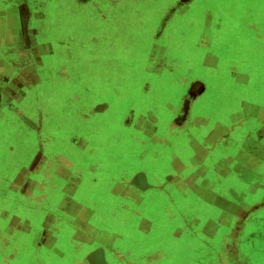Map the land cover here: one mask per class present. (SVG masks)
Here are the masks:
<instances>
[{
  "label": "rangeland",
  "instance_id": "1",
  "mask_svg": "<svg viewBox=\"0 0 264 264\" xmlns=\"http://www.w3.org/2000/svg\"><path fill=\"white\" fill-rule=\"evenodd\" d=\"M73 1L50 0L45 7L38 5L37 26L41 28L39 34H43L39 39L47 41V47L50 45L47 50L50 56L44 59L46 65L42 76L44 82L32 94L33 99L36 95L45 94L46 90L53 91L55 95L61 94L58 89L54 91L52 86L63 81L65 72L72 73L68 67L62 70L63 66L70 65L75 73L79 68L83 70L85 67L83 62L79 64L78 61H85L87 65L96 60L95 58L101 60L99 57L101 55L94 51V39L83 40L82 37L78 42L79 35L85 34L84 14L77 15L81 16L82 23L75 19L68 24L75 26L76 22L74 31L79 32L78 40L67 41L66 30L67 32L72 30L68 26L66 29V25L62 23L60 25V16L65 14L72 17L70 9L74 8ZM114 1L116 5L118 3L117 10L115 11L116 6H111L110 9L113 17L117 18L115 22L105 26L104 20L101 19L97 24L99 27L102 24L100 29L106 33L115 31L123 36L144 30V42L145 36H149L150 46L146 47L147 50L141 51L139 47L141 37L139 41V38L134 36L135 51L116 55V60L119 61L117 68L118 76L121 78L142 77V64L146 69L149 68L148 71L151 73L165 78V82L160 86L163 92L161 94L150 92L148 98L151 99L139 100L137 106L139 111L134 117V125L139 128L156 123L158 125L151 127L143 136L134 129L132 133L128 128H121L120 125H124L121 122L124 120L120 122L115 120L112 140L110 131L101 133V137L97 134V138L93 135V140L100 141L103 145L106 141L113 142V148H107L110 155L105 154L111 157L105 158L101 155L100 163L92 161L94 165L89 162L86 166L81 165L83 171L72 173L70 192L72 201L78 203L80 208L82 207L81 210L87 211L78 213L75 208L73 213L75 216H79L80 219H85L82 217L85 216L87 221L85 223H93L96 214L100 218V224H97L96 228L98 231L106 232L107 229L111 230L112 226L113 230H119L125 236L115 241L113 246L108 244V240H93L95 247L101 244L105 246L103 248L108 254L106 261L97 248L87 249L86 243L82 241L83 244L75 243L74 240H85V236L80 238L73 229L69 234L70 240H46L44 233H39L41 235L38 240H22L25 229H18V226L19 218L23 214L16 213L12 208L6 209V204L2 203L0 264H126L125 259L133 261L140 258L145 253L143 247L151 245L147 244L151 242L143 240L141 232L138 231V227L145 219L142 213L131 214L132 204L126 201L128 198L123 195L136 186L143 188L148 184L154 185L166 194H172V197L161 198L168 206L167 218L176 212L177 219L186 226L195 223L205 226L209 220L214 221L212 228L217 240L213 243L210 241L205 244L199 240L197 245H189L181 242L180 248L174 251L173 244L169 243L172 240H166L164 245L166 255L188 254L189 250L194 249L199 258L196 264H210L206 257L211 254L222 258L214 264H264L263 257L256 254L252 245L246 243H242L240 247L232 245V240L264 241V189L254 199H243L236 196L233 189L224 187L225 176L228 177L227 173L231 168L233 172L238 164L242 167L246 164V167L252 168L253 173L246 176L247 180H253L260 175L264 183V0H260L250 12L243 10L237 2L231 3L227 10L224 8L226 5L218 0H136L133 5L131 4L133 0ZM207 1L209 4L205 5ZM63 3L68 6V11L61 10ZM152 12H156L157 15L151 17L149 24L147 21L137 20L139 18L137 15L150 16ZM98 31L100 32L99 29ZM32 36L30 41L33 43ZM94 37L100 38L97 34H94ZM121 41L120 39L118 44ZM103 45L112 48L114 42L110 40L109 43L105 38ZM23 54L24 52L21 53V57H24ZM103 56L111 55L103 53ZM130 57L133 64L129 66L124 60L127 59L129 63ZM112 58L115 59V56ZM106 73L112 75L115 71L111 66H107ZM27 77L28 79L33 77L32 70ZM32 83L33 81L26 85L36 88L37 86ZM72 92L71 89L68 90V93ZM163 95H166L165 100ZM158 97L162 99H157ZM43 101L38 102L34 109L44 112ZM162 107L166 108L164 112ZM148 109L154 110L149 118L142 114H146ZM33 114L35 115V112ZM40 114L33 116L32 121L25 118L27 121L23 122L24 126L22 125L18 131L17 140L20 144H16L14 152L11 149L16 156L13 157V161L16 159L17 162L13 168L20 165L22 171L23 167L29 166L31 160L39 153L54 159L52 144H48L49 134L47 129L45 132L46 127L32 129V125H36L35 121L40 124L44 120V115L42 118ZM113 115L116 117L115 112ZM26 126L33 131H26ZM173 131L174 135L171 134ZM132 135H136L134 140ZM52 137L59 136L52 133ZM57 140H61V137L55 141ZM86 145V157L92 158L91 160L98 159L93 157L94 152L89 147V142ZM192 146L195 150L185 152ZM253 151L256 152L255 156L252 154ZM69 154L65 155V158ZM174 157H179L182 165L174 166L171 163ZM258 157L261 163L257 162ZM42 160L41 156L40 161ZM211 165L216 166L214 171ZM0 167L3 168L4 165L0 164ZM145 174H149V182L143 177ZM185 176H188L187 179ZM229 183L238 184L239 187H235L237 192L246 185L245 181L239 184L237 179H231ZM36 195L34 193L29 197L33 203H36ZM225 195L230 196L232 202L226 204L223 201ZM39 202L42 203V199ZM257 203L260 205L256 206ZM250 205L259 210L244 214L243 208ZM133 206L135 209L137 204L133 203ZM223 210L228 229L218 228L216 224ZM243 214L246 215V223L244 228L240 229L238 221ZM125 217L131 220L130 228L127 229ZM107 221L109 223L106 226ZM258 222H261L259 226ZM96 229L94 228L91 234L88 231L87 233L91 237L95 236L94 234L98 233ZM26 230L29 231V228L26 227ZM169 233L167 230L166 234ZM225 235L230 236V240H218ZM14 240H18L17 247L12 245ZM112 250L116 253L114 254ZM111 252L122 261H110ZM84 255H87L88 260H84ZM4 258H8V261L5 262ZM134 263L138 264L136 261ZM180 263L189 264L190 261L176 262Z\"/></svg>",
  "mask_w": 264,
  "mask_h": 264
},
{
  "label": "crops",
  "instance_id": "2",
  "mask_svg": "<svg viewBox=\"0 0 264 264\" xmlns=\"http://www.w3.org/2000/svg\"><path fill=\"white\" fill-rule=\"evenodd\" d=\"M63 1L68 2L70 0ZM135 1L136 0H133L131 4L133 5ZM218 1L226 5L224 8L227 10L231 7V3L237 2L242 6L243 10L250 12L257 6L260 0ZM48 2H50V0H0V164L4 165L3 168L0 167V181H3V183H0V204L5 203L6 209L12 208L16 213L23 214L22 216L20 215L21 217L19 216L20 220L18 226V229H25L22 240H38V237L42 233L46 235V240H70L69 234L73 229L80 238L85 236V240H74L75 243H86L87 249L88 247L93 248V250L97 248L96 250L101 252L100 254L103 255L106 261L108 254L106 249L103 248L105 246L101 244V246L95 247V242H93V240H108V244L113 246V243L124 238L125 234H122L119 230H113L112 226L111 230L107 229L106 232L98 231L96 228L97 224H100V218L94 212L95 216L93 218V223H85L87 222L85 216H82L85 219H80L79 216L73 214L75 212L74 210H76L75 208H77L78 213H86L87 211L81 210L82 207L80 208L78 203L72 201L73 199L71 198L70 192V181L73 177L72 173L75 174L77 171H83L81 165L86 166L87 162L92 165L95 164H93L92 161L96 162V164L100 163L101 155L105 158L111 157L105 154L108 153L110 155V151L107 150V148H113V142L106 141L103 145L102 142L93 140V135L94 138H97V134L101 137V133L103 134L104 132L110 131L112 140L113 128L115 127L113 123L115 120L118 122L124 120L123 123L121 122V124H124L120 125L121 128H128L132 133L134 129V131L139 132L143 136L150 131L151 127H156V125H158L156 123L152 126H143V128H139L134 125V117L139 111L137 107L139 105V100L151 99L148 98L150 92L154 94H161L163 92L160 86L165 82V78L161 75L151 73L148 71L149 68L146 69V67H143V64L141 68L143 76L140 78H133L132 76L121 78L118 76L117 67H119V61L116 60V55L128 52L133 53L135 51L134 36L139 38V41L141 37V44L139 46L141 47V51L147 50L148 48L146 47L150 46L149 36H145L146 42H144V30L140 33L133 32L131 35L127 34L123 36L115 31L106 33L103 29H100L102 28V24L99 27L97 21L102 19L104 20L105 26H107L117 19L113 17L110 9L111 6H116L115 11L117 10L118 3L116 5L114 0H103L102 2L101 0H74V8L70 9V15H72V17L62 14L60 16V25L62 23V25H66V29L68 26L72 31L76 30V22L75 26H69L68 24L75 19H79L80 21H78V23H82L81 16H77L82 13L84 14L85 34H80L78 40L79 32H67L66 30L67 41L78 40L79 42L82 37L84 38L83 40L94 39V51L101 55L99 56L101 60L95 58L96 60L89 62L87 65L85 61H78L79 64L83 62L85 67L83 70L79 68L75 73L70 65L63 66L62 70L68 67L72 73L70 71L65 72L63 74V81L56 82L57 86H52L54 91L58 89L61 91L59 92L61 94L55 95L53 91L46 90L47 92L45 94L43 93L40 96L36 95L35 99H33L32 94H34L38 87L42 86L41 84L44 82L42 78L43 69L46 68L44 59L50 56L47 51L50 45L47 47V41L45 42L39 39V36L43 34H39L41 28L37 26L38 18L36 17L39 13L38 5L40 4L45 7ZM215 3L219 4L218 2H213V4ZM208 4L209 2L207 1L205 5ZM67 7L68 6L63 3L61 5V10L68 11L69 8L67 9ZM155 13L156 12H152L150 16L137 15V17H139L137 20L147 21V24H149L151 17L157 15ZM131 19L133 18L131 17ZM43 20L44 19H42V21ZM142 27L144 28V24ZM147 27L148 26H146V28ZM94 34H97L100 38H95ZM146 34L149 33L146 32ZM31 36L34 38L33 43L30 41ZM105 38L109 43L110 40L114 42L112 48L103 45ZM120 39L122 41L118 44ZM100 46L103 48L100 49ZM22 52H24V57H21ZM103 53L110 54L111 56L104 57ZM114 56L115 59L112 58ZM131 57L129 63L127 59L124 60L129 66L133 64ZM104 58L111 59L103 60ZM94 62H96V64H94ZM107 66H111L115 74L107 75ZM30 70L33 72V77L28 79L27 75L30 73ZM54 73L57 74V71ZM126 74H128L127 71ZM32 81V84L37 86H34L36 88L26 85ZM69 89L73 92L68 93ZM163 98L165 100L166 95H163ZM157 99L162 98L158 97ZM41 101H43L42 105L44 109L42 110H44V112L34 109L36 104ZM165 110L166 108L162 107V112ZM153 111V109H148L146 111L147 115L140 112L149 118V116L153 114ZM34 112L35 115L33 114ZM41 112L43 113L40 114ZM114 112L116 117L113 115ZM39 114L41 117L44 115V120H42L40 124L35 121L36 125L33 124L32 129L37 130L38 128L42 129L46 127L45 132L47 129L49 134L48 144H52L51 149L53 150L54 159L39 153V155L31 160L29 166L23 167L22 171L20 165L13 168L12 166L17 163L16 159L13 161V157L15 156V154H13L14 147L16 144H20V141L17 140L18 131L21 130L22 125L24 126L23 122L27 120L32 121V117L38 116ZM27 117H30V119ZM26 128L28 132L33 131L27 126ZM174 132L175 131L171 132V134L174 135ZM52 133L57 134V136H59L58 138L61 137V140L55 141L58 138L52 137ZM63 134H66V136L62 137ZM87 142H89V147L93 149V157H98V159L91 160L92 158L85 157ZM141 145H143V143ZM40 147L42 149L41 144ZM189 150H195V147L192 146L191 149H187L185 152H189ZM68 153H70L69 156L65 158V155H68ZM20 154L19 152V155ZM252 154L255 156L256 152L253 151ZM41 156L43 159L42 161H40ZM55 157H57V159H55ZM257 159V162L261 163L260 157ZM110 161L113 164V161ZM171 163H173L174 166L177 164L182 165L179 157H174ZM238 165L239 166L235 168L233 172L231 168V171L227 173L229 175L228 177L225 176L224 187L225 189H233L236 196L240 198L254 199L256 196H259L260 191L264 189V183L262 179H260L262 177L259 175L257 178H253V180H247L246 176L249 174L252 175L253 173L252 168L246 167V164L243 167L240 164ZM211 168L212 171H214L216 166L213 167V165H211ZM97 171L98 169L96 167L95 175H97ZM143 177L149 182V174H145ZM187 177L188 176H185V179H187ZM231 179H237L239 184L241 181H245L246 185L237 192L235 187L239 186L238 184L234 185L229 183ZM128 192L129 193H125L123 196L128 198L126 201L132 204L130 209L131 214L142 213V217L145 219L142 221L141 226L138 227V231L141 232L144 238L143 240L151 242L147 243L151 245H149V247H143L145 248V253H143L140 258L133 261H127V259H125L126 264H135L134 261L138 262V264H176V262H180V260H188L190 261L189 264H192V262L196 264L199 258L198 254L194 253V249L189 250L188 254L171 253L170 255H166L167 252H165L166 249L164 248L166 240H172V242L169 243L173 244L174 251L180 248L179 244L181 242L189 245H197L199 240L205 244H208L210 241V243H213L214 240H217L212 228L214 224L212 220H209L205 226H199L197 223L186 226L183 225L181 220L177 219L178 215L176 212L174 215L168 216V218L166 217V214H169L167 211L168 206L164 204L165 201H162L161 198L172 197V194H166L161 189L155 188L154 185L150 184L143 188L136 186L128 190ZM34 193L37 194L36 203H33L29 199L31 194L34 195ZM108 193L110 195V192ZM216 194H218V192H216ZM79 195L80 193L78 196ZM223 198H225L223 201H225L226 204L232 202L228 195L223 196ZM40 199H42V203L39 202ZM133 203L137 204L135 209ZM258 205L260 204L257 203L256 206ZM252 208V205L244 207L242 212L246 214L259 210L258 208L255 209V207ZM244 214L238 221V228L240 229L244 228L246 223V215ZM121 221L124 222V220ZM125 222L127 225L126 229L130 228L131 220L126 218ZM108 223L107 221L105 225L107 226ZM216 224L218 228H229L225 222L224 210ZM259 224H261V222L257 223L258 226ZM26 227L29 228V231L26 230ZM108 227H110V225ZM94 228L98 233L94 234L95 236H92L94 237L92 238L90 234ZM79 230L84 232H80ZM167 230L170 231L168 235L166 234ZM75 231H72V233H76ZM87 231L90 234H88ZM39 233L41 234L39 235ZM201 234L204 236H201ZM154 240H157V242L155 243ZM218 240H230V236L227 237L225 235ZM13 242L12 245L17 247L18 240H14ZM127 242L129 241L127 240ZM88 243L91 244L92 247ZM242 243L252 245L256 254L264 259V241L249 240L247 242L243 240L242 242L241 240H232V245L236 244L238 247H240ZM113 251L114 250H112V252ZM112 252L109 254L111 255L110 261L121 262V258L119 256H113L112 254L114 252ZM86 256L84 255V260H88ZM7 259L8 258H4V261H8ZM206 260L210 264H214L215 261L219 262L222 258H217L216 255L211 254L206 257Z\"/></svg>",
  "mask_w": 264,
  "mask_h": 264
},
{
  "label": "bare ground",
  "instance_id": "3",
  "mask_svg": "<svg viewBox=\"0 0 264 264\" xmlns=\"http://www.w3.org/2000/svg\"><path fill=\"white\" fill-rule=\"evenodd\" d=\"M124 133V132H123ZM132 134V133H131ZM122 136V135H121ZM133 136V135H132ZM126 137V136H125ZM134 137V136H133ZM135 137H136V135H135ZM132 138V137H131ZM138 138V137H137ZM129 139V138H128ZM121 140V139H120ZM124 140V139H123ZM133 140H134V138H133ZM117 142V141H116ZM121 142V141H120ZM122 143V142H121ZM120 144V143H119ZM119 144H117V145H119ZM86 157V156H85Z\"/></svg>",
  "mask_w": 264,
  "mask_h": 264
}]
</instances>
